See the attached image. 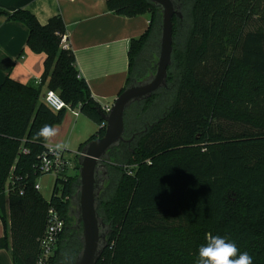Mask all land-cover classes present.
Segmentation results:
<instances>
[{
    "label": "trees",
    "instance_id": "obj_1",
    "mask_svg": "<svg viewBox=\"0 0 264 264\" xmlns=\"http://www.w3.org/2000/svg\"><path fill=\"white\" fill-rule=\"evenodd\" d=\"M179 2L166 85L127 107L124 137H134L113 146L104 162L108 177L97 209L111 231L97 264H196L208 235L264 264V0ZM107 3L117 14L150 13L149 28L130 42L122 92L156 71L162 9L151 0ZM0 15L24 23L29 47L47 55L40 84L7 77L0 86V248L14 264H35L54 206L65 228L51 263L75 264L83 246L72 214L79 173L56 177L50 199L35 186L46 174L39 158L46 145L33 135L62 123L67 112L43 102V87L99 125L79 151L104 135V110L73 50L61 45L60 16L41 24L26 9L0 8ZM232 193L239 203L230 204Z\"/></svg>",
    "mask_w": 264,
    "mask_h": 264
},
{
    "label": "crops",
    "instance_id": "obj_2",
    "mask_svg": "<svg viewBox=\"0 0 264 264\" xmlns=\"http://www.w3.org/2000/svg\"><path fill=\"white\" fill-rule=\"evenodd\" d=\"M0 8L9 12L29 10L41 24L60 16L80 75L89 84L94 100L102 107L113 104L126 86L130 42L145 33L150 25V13L117 14L109 9L107 0H0ZM28 36L29 28L24 23L0 15V86L7 77L25 84L42 82L47 55L33 51L28 45ZM46 88L45 85L42 97ZM68 111L75 117L82 114L80 110L76 114L71 108H67ZM95 125L99 129V125ZM56 127L63 129L62 123ZM90 134L85 135L81 144L92 136ZM54 139L57 138L54 137L49 144L58 143ZM3 235L0 214V238ZM0 264H14L11 252L5 248H0Z\"/></svg>",
    "mask_w": 264,
    "mask_h": 264
},
{
    "label": "water",
    "instance_id": "obj_3",
    "mask_svg": "<svg viewBox=\"0 0 264 264\" xmlns=\"http://www.w3.org/2000/svg\"><path fill=\"white\" fill-rule=\"evenodd\" d=\"M162 9L160 52L155 73L127 86L115 99L109 112L99 111L105 120V133L88 141L78 154L79 187L72 197V214L81 230L82 250L75 264H97L107 245L111 227L98 213L101 190L108 173L105 161L109 150L120 141H131L124 137L125 111L133 102L150 98L166 85L168 66L173 52V17L182 16L179 0H151Z\"/></svg>",
    "mask_w": 264,
    "mask_h": 264
},
{
    "label": "built area",
    "instance_id": "obj_4",
    "mask_svg": "<svg viewBox=\"0 0 264 264\" xmlns=\"http://www.w3.org/2000/svg\"><path fill=\"white\" fill-rule=\"evenodd\" d=\"M75 1V0H70ZM61 36V45L63 48H68V34L67 32L61 33L57 32ZM41 80L37 81L40 84ZM43 102L49 106L53 111L57 112L63 108H70V105L65 102L61 97L60 93L51 88H46L43 97ZM112 104H105L102 109L104 112H109ZM73 112L78 114L79 109H73ZM105 126V123L102 124ZM53 144L46 145V150L39 155L40 167L42 172L46 174H53L61 179H67L64 174L66 173L69 161L66 158V151H63L57 155L51 148ZM26 151V149H25ZM36 188L41 189V184L39 181L36 183ZM68 198V197H67ZM65 228V220L60 214V212L54 206L49 207L47 212V225L46 229L39 239V254L37 256L35 264H51L52 256L55 254L58 241L60 239V234Z\"/></svg>",
    "mask_w": 264,
    "mask_h": 264
},
{
    "label": "clouds",
    "instance_id": "obj_5",
    "mask_svg": "<svg viewBox=\"0 0 264 264\" xmlns=\"http://www.w3.org/2000/svg\"><path fill=\"white\" fill-rule=\"evenodd\" d=\"M56 135L57 130L52 125L44 124L34 133L33 142L43 141L48 145ZM71 147L68 141L58 142L52 145L51 150L59 155ZM196 264H253V260L247 252H240L236 243L230 242L223 236L208 235L206 243L198 249Z\"/></svg>",
    "mask_w": 264,
    "mask_h": 264
},
{
    "label": "rangeland",
    "instance_id": "obj_6",
    "mask_svg": "<svg viewBox=\"0 0 264 264\" xmlns=\"http://www.w3.org/2000/svg\"><path fill=\"white\" fill-rule=\"evenodd\" d=\"M62 126L63 129H61V127L55 128L57 130V135L55 136V138L57 139L54 140H58L59 142L65 140L67 137L66 141L71 143L72 147L70 149H67L66 151V158L69 161L66 173L75 176L76 174L79 173V169L77 166L79 165L80 155L78 154V152L80 151L78 150V148L80 144L84 141L82 139L85 138V135L89 133H91L90 135L96 133L98 127L91 119H89L84 114L75 117L71 113V111L67 112L66 117L62 122ZM38 181L41 184V189H40L41 193L46 199H50L53 193L56 176L53 174H44L38 179ZM74 182L77 185V181ZM238 200L240 201L237 194L232 193L230 198V204L239 203L237 202Z\"/></svg>",
    "mask_w": 264,
    "mask_h": 264
}]
</instances>
